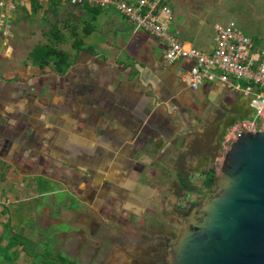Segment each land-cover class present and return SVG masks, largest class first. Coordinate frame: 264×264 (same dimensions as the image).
I'll list each match as a JSON object with an SVG mask.
<instances>
[{"label":"crops","instance_id":"crops-1","mask_svg":"<svg viewBox=\"0 0 264 264\" xmlns=\"http://www.w3.org/2000/svg\"><path fill=\"white\" fill-rule=\"evenodd\" d=\"M170 6L171 29L180 41L212 52L216 24L213 34L204 33V0H170ZM62 8L67 17L55 30L63 34L58 47L70 58L64 73L42 68L30 56L50 42L33 46V34L12 40L0 33V179L16 177L6 181L7 194L46 196L56 208L70 201L58 200L57 192L70 190L90 204L107 193L118 197L116 206L121 201L125 209L145 211L157 202V183H169L181 168H204L211 145L200 139L205 129L255 120L250 99L235 82H205L193 90L186 77L195 62H168L165 41L117 10ZM86 16L93 24L72 27L70 21ZM183 158L188 163L182 166Z\"/></svg>","mask_w":264,"mask_h":264},{"label":"flooded vegetation","instance_id":"flooded-vegetation-1","mask_svg":"<svg viewBox=\"0 0 264 264\" xmlns=\"http://www.w3.org/2000/svg\"><path fill=\"white\" fill-rule=\"evenodd\" d=\"M187 163L183 158L181 165ZM205 165L204 160V168L198 173L181 168L168 178L169 183H157V202L145 211L125 209L121 201L116 206L112 200L118 197L107 193L98 194L92 204L86 203L67 190L54 195L69 198L67 205L54 208V201L48 200L32 216L44 226L41 232L51 230L60 258L79 264H172L174 245L187 217L215 192L219 173ZM23 237L30 248L38 249L29 237Z\"/></svg>","mask_w":264,"mask_h":264},{"label":"water","instance_id":"water-1","mask_svg":"<svg viewBox=\"0 0 264 264\" xmlns=\"http://www.w3.org/2000/svg\"><path fill=\"white\" fill-rule=\"evenodd\" d=\"M222 171L187 217L172 264H264V130L240 133Z\"/></svg>","mask_w":264,"mask_h":264},{"label":"built area","instance_id":"built-area-1","mask_svg":"<svg viewBox=\"0 0 264 264\" xmlns=\"http://www.w3.org/2000/svg\"><path fill=\"white\" fill-rule=\"evenodd\" d=\"M46 3L50 0H38ZM74 7L85 3L105 10L115 8L129 22L145 33L163 39L166 43L165 58L172 63L177 60H193L186 81L193 90L205 82L220 81L236 83L237 88L255 111V120L243 122L235 129L234 138L243 131L264 130V49H256L253 40L240 29L231 25L216 24L215 47L205 53L183 44L178 32L171 29L174 20L170 0H60ZM32 0H0V33L11 37L15 15L20 7L31 6ZM242 83L245 85L243 86ZM261 122V126H258Z\"/></svg>","mask_w":264,"mask_h":264},{"label":"rangeland","instance_id":"rangeland-1","mask_svg":"<svg viewBox=\"0 0 264 264\" xmlns=\"http://www.w3.org/2000/svg\"><path fill=\"white\" fill-rule=\"evenodd\" d=\"M224 3L225 6H227L225 9L221 6L222 2H220V0H204L203 11L207 16L203 28L204 33L211 35L214 32L215 24L231 22L228 24L231 25L230 27L240 29L254 41H260L261 45H264V0H226ZM110 9L115 8L111 7ZM19 11L17 22H13L11 37L9 36L8 38H12V40H24L33 34L35 37L31 45L35 46L43 42L55 43L52 37L53 35L50 34V27H58L61 19L67 17L68 9L61 8L56 14L50 11L48 3H44L42 8L34 15H30L28 12L26 13L24 9H20ZM91 21L90 17L86 16L83 20L78 22L74 20L70 22L72 23V27H75L77 25L76 23H78L80 27L89 23L93 24ZM94 24L96 26L99 22H95ZM81 33L83 34V32ZM57 46H59V44H57ZM261 122L260 120L258 123L260 125L258 126H261ZM235 129L236 128H208L203 133L204 137L200 138L202 142L205 139L210 141L211 144L207 153L205 166L209 169H217L219 177L223 174L222 169L226 155L231 149V144L236 140V138H234ZM215 147L218 148L215 150ZM14 178L16 177L13 176L10 180L5 176V178L0 179V237H3L1 245L5 246L8 244V235L13 236L19 234L29 237L31 243L38 246L40 253L44 251L51 252L53 250V253L56 254L53 247L56 240L54 237L52 238L51 230L41 232L44 226L35 222L36 219L32 216L34 215L33 212L35 209H39V206H43L51 199L46 196L39 197L38 194L34 193L18 192L15 197L13 193L7 194L4 190L6 181L11 182ZM214 195L215 194H212L209 198ZM61 197L62 194L57 195L58 200H60ZM29 206L30 208H28ZM55 248H57V246H55ZM17 249L19 251V257L16 264H30L33 261L34 258L29 254L30 250L27 252L24 249V245L17 247ZM1 261L2 258L0 257V264Z\"/></svg>","mask_w":264,"mask_h":264},{"label":"trees","instance_id":"trees-1","mask_svg":"<svg viewBox=\"0 0 264 264\" xmlns=\"http://www.w3.org/2000/svg\"><path fill=\"white\" fill-rule=\"evenodd\" d=\"M46 3L49 4L50 11L56 14L58 13V10L62 8V6L65 7V5L62 4L60 0H50ZM43 4L44 3H41L38 0H32L31 2L32 8L30 15H34L35 13H37V11L42 8ZM81 6L83 7L89 6L91 11H95V12H100L101 10L89 5L88 3H85ZM20 9H24L26 13L28 12L25 7H20L19 10ZM55 29L56 28H52L50 32V34L53 35L52 36L54 38L53 40H55L54 43L55 45L51 43L37 45L32 49L30 56L36 65H39L42 68L46 66H52L58 71V73H64L70 65L69 63L70 58H69V54L65 50L57 46V41L62 39L63 34L62 32ZM80 47L81 46L77 45L74 47V49L76 51H79ZM8 238H9V242L5 246L1 245L3 237L0 238V257L2 258L1 264H16V261L19 257V251L17 247L21 245H24V249L27 252L30 250L29 254L34 257V261L31 264H79L78 262L71 260L69 258H64V257L60 258L59 255L53 253V250L51 252L40 253L38 249L30 248L29 246L30 243L22 235L19 234L13 236L8 235Z\"/></svg>","mask_w":264,"mask_h":264}]
</instances>
